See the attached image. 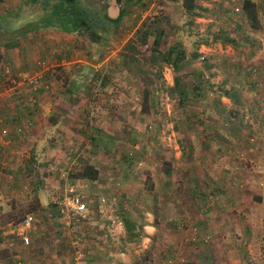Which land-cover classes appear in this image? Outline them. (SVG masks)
I'll return each instance as SVG.
<instances>
[{"label":"rangeland","instance_id":"rangeland-1","mask_svg":"<svg viewBox=\"0 0 264 264\" xmlns=\"http://www.w3.org/2000/svg\"><path fill=\"white\" fill-rule=\"evenodd\" d=\"M119 1V8L126 10L117 27L121 31L107 39L117 44L126 40L120 49H109L116 50L120 60L111 67L119 76L107 81L114 89L126 87L125 104L133 123L126 130L135 139L122 146V159L137 174L112 187H144V196L136 202L146 206L157 199L170 201V183L175 185L174 199L184 217L171 226V238L170 225L160 224L161 231L169 233L171 249L158 255L157 264H264V0H252L256 27L242 12L243 0H193L192 12L185 10L184 0ZM99 11L104 12V6ZM2 23L6 27L9 20ZM6 37V31H0V40ZM172 46L183 53L177 69L165 57ZM176 77L189 88L188 99L181 103L170 88ZM3 89L0 80V92ZM118 100L116 96L111 104ZM179 149L182 154L176 157ZM11 170L3 167L4 172ZM25 178L4 179L15 192H4L9 199H0L8 204L5 210L0 205V264H47L38 240L33 243L31 238L57 232L66 237L72 231L71 226L48 222L54 205L47 212L40 208ZM108 192L100 198L112 200L114 191ZM27 216L33 220L27 230L29 243L24 244L10 229ZM159 236L158 249H167V238ZM148 249L133 252L130 262L152 264Z\"/></svg>","mask_w":264,"mask_h":264},{"label":"crops","instance_id":"crops-1","mask_svg":"<svg viewBox=\"0 0 264 264\" xmlns=\"http://www.w3.org/2000/svg\"><path fill=\"white\" fill-rule=\"evenodd\" d=\"M48 1L55 2L0 0V31L7 33L0 40V63L7 64L14 73L42 70V86H48L47 90L39 87L33 92V101L27 100V90L8 91L5 83L0 92V129L8 128L7 135L0 133V199H9L4 192L11 196L15 192L14 185H5L4 179L9 182L25 176L26 189L40 208L47 212L54 205L48 222L63 224V228L71 226L66 237L57 232L53 237L31 238L33 243L38 240L37 246L42 248V262L136 264L130 262L134 260L133 252L149 248L147 254L154 258L152 264H157L158 255L170 253L171 226L184 217L183 207L174 199L175 185L170 183V201L161 203L157 199L146 206L136 202L144 196V187L128 191H124L126 187L121 191L112 187L113 182L128 181L137 174L122 159V146L135 139L126 130L133 124L128 118L131 109L125 104L126 87L114 89L107 81L117 75L111 67L120 60L117 51L109 49H120L126 39L117 44L106 34L102 35L104 39L92 42L86 36L82 40L76 31L57 27L28 29V23L52 9ZM80 1L93 11L104 6V13L111 18L119 13L120 3L115 0ZM5 19L9 20L6 27L2 23ZM113 31L120 32L121 28ZM116 96L119 103L112 105ZM17 127H21L20 132ZM134 148L138 154L139 144ZM194 152L198 155L197 147ZM181 154L180 149L175 152L176 157ZM6 165L12 170L4 172ZM134 165L137 170L139 167ZM70 190L87 203L84 217L62 213L67 209ZM108 191H114L112 200L100 198L103 193L109 195ZM4 200L0 205L5 210L8 204L4 205ZM161 223L170 225V238L168 231H161ZM19 224L10 231L18 235ZM159 234H163V240L167 238L165 250L158 249ZM79 252L83 257L77 262Z\"/></svg>","mask_w":264,"mask_h":264},{"label":"trees","instance_id":"trees-1","mask_svg":"<svg viewBox=\"0 0 264 264\" xmlns=\"http://www.w3.org/2000/svg\"><path fill=\"white\" fill-rule=\"evenodd\" d=\"M119 3V0H115ZM44 3V2H43ZM49 4V1L46 2ZM184 8L187 12H192L196 7L193 4V0H184ZM242 12L245 14L252 27H256L257 9L256 3L252 0H243L242 2ZM125 9L120 8L119 13L115 18H111L104 12L101 13L99 10L93 11L84 5L80 0H55L52 2V9L42 14L36 21L28 23V29L31 28H47V27H61L58 22L62 24L65 28L62 30L68 32H77L81 36H86V38L92 42H98L102 39V35H110L115 27H118L125 16ZM57 27V28H58ZM61 29V28H60ZM165 57L168 61H173L170 63L174 69L178 67V64L183 57V53L175 46L170 47L165 53ZM173 89L177 96L179 97L180 103L188 99V89L185 83H182L179 77L174 78V84L170 87ZM229 98H231V93L226 92ZM89 167H86V169ZM166 173H169L166 171ZM192 264V263H185Z\"/></svg>","mask_w":264,"mask_h":264},{"label":"built area","instance_id":"built-area-1","mask_svg":"<svg viewBox=\"0 0 264 264\" xmlns=\"http://www.w3.org/2000/svg\"><path fill=\"white\" fill-rule=\"evenodd\" d=\"M0 78L3 80L5 85H8L7 90L18 92L21 89H25L28 91L27 94H30L27 97L28 101H33V96L31 95L35 92L39 87H44L45 89L48 87L47 85L42 86L43 81V71L37 70L33 72L20 71L17 73L12 72L11 68L7 64L0 63ZM17 132L21 131V127L16 128ZM0 133L3 135L8 134V128L2 127L0 129ZM67 209L62 210V213L68 214H78L81 217H84L88 212V205L84 201L83 197L70 190V193L67 198ZM32 222V217L27 216L25 219L20 222L19 227H17V233L24 244L29 243V237L27 235V230L30 228ZM82 253L79 252L76 254V261H80L82 259Z\"/></svg>","mask_w":264,"mask_h":264}]
</instances>
